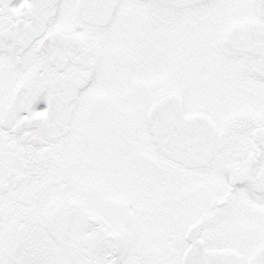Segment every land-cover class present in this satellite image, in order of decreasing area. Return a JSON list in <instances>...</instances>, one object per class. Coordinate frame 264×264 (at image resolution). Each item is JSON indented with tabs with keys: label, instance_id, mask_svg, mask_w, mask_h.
Returning a JSON list of instances; mask_svg holds the SVG:
<instances>
[{
	"label": "snow or ice",
	"instance_id": "snow-or-ice-1",
	"mask_svg": "<svg viewBox=\"0 0 264 264\" xmlns=\"http://www.w3.org/2000/svg\"><path fill=\"white\" fill-rule=\"evenodd\" d=\"M0 264H264V0H0Z\"/></svg>",
	"mask_w": 264,
	"mask_h": 264
}]
</instances>
